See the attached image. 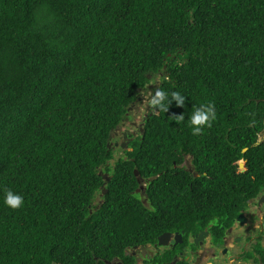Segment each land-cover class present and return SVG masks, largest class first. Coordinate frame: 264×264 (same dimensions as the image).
I'll return each mask as SVG.
<instances>
[{"label":"trees","instance_id":"1","mask_svg":"<svg viewBox=\"0 0 264 264\" xmlns=\"http://www.w3.org/2000/svg\"><path fill=\"white\" fill-rule=\"evenodd\" d=\"M161 73L155 90L186 107L154 109L111 164V135ZM208 103L217 119L193 135ZM263 129L264 0H0V264L129 263L165 232L232 221Z\"/></svg>","mask_w":264,"mask_h":264},{"label":"flooded vegetation","instance_id":"2","mask_svg":"<svg viewBox=\"0 0 264 264\" xmlns=\"http://www.w3.org/2000/svg\"><path fill=\"white\" fill-rule=\"evenodd\" d=\"M145 119L138 124L131 119L129 112L125 121L111 135V148L114 151L128 149L132 140L143 132ZM127 123H132L137 131L133 132L131 129L125 128ZM117 138H122V141ZM260 144H264V129L260 132L255 143L256 146ZM122 154L124 152L119 155ZM262 159L258 163L256 172L249 176L253 183L245 185L243 182H247V179L243 178L239 184V190H241L239 212L232 218V221L229 219L224 221L220 217L210 218L207 227L199 232H192L187 235H185V230L182 232H165L172 234L168 238L167 245H160L159 243L136 245L126 250V254L134 258L133 261L129 260L128 263L124 259L116 257L107 263L264 264V157ZM249 163V157L241 158L238 161V173H246ZM194 173L196 176H200L198 171H194ZM141 180L138 191L144 193L147 181ZM178 234L181 235V238H177Z\"/></svg>","mask_w":264,"mask_h":264},{"label":"clouds","instance_id":"3","mask_svg":"<svg viewBox=\"0 0 264 264\" xmlns=\"http://www.w3.org/2000/svg\"><path fill=\"white\" fill-rule=\"evenodd\" d=\"M187 99L188 98L180 92H172L169 94L163 90L156 89L149 104L152 108L167 113L173 102H175L178 107H186ZM216 119L217 113L214 104L208 103L194 108L189 118V124L192 127L193 135H200L205 128H211ZM183 120V114L177 116V123ZM4 204L13 210H19L24 207L25 200L23 196L8 190L4 195Z\"/></svg>","mask_w":264,"mask_h":264},{"label":"rangeland","instance_id":"4","mask_svg":"<svg viewBox=\"0 0 264 264\" xmlns=\"http://www.w3.org/2000/svg\"><path fill=\"white\" fill-rule=\"evenodd\" d=\"M162 76H163L162 73L152 76V82L148 85V89L142 91V93L140 94V99L135 103L134 106H132V110L129 111L131 119L133 121H136L138 124H140L144 120V118H146L147 115L154 110V108L150 106L149 101L154 95L155 88L159 85ZM125 128L131 129L133 132L137 131V129L135 128V126H133L132 123H127ZM117 139L119 141H122V138H117ZM120 153H123L122 149H119V151L118 150L115 151V159L111 161V164L116 161ZM190 159L191 158L188 157L186 160V165L188 167L192 166ZM105 177L108 178L106 173H105ZM100 199L101 198H99V200Z\"/></svg>","mask_w":264,"mask_h":264},{"label":"water","instance_id":"5","mask_svg":"<svg viewBox=\"0 0 264 264\" xmlns=\"http://www.w3.org/2000/svg\"><path fill=\"white\" fill-rule=\"evenodd\" d=\"M132 108V107H131ZM131 108H130V110H131ZM109 146H110V144H109ZM111 147V146H110ZM248 149L246 148V149H244V151H247ZM136 172V175L138 176L139 175V172L136 170L135 171ZM140 180V182L142 181L141 179H139ZM172 234L171 233H164V234H162V235H160L159 236V240H158V243L161 245H167L168 244V238L171 236ZM177 238H181V235L180 234H178L177 235ZM180 241V240H179Z\"/></svg>","mask_w":264,"mask_h":264}]
</instances>
